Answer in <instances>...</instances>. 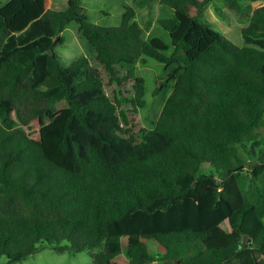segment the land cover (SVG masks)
Returning a JSON list of instances; mask_svg holds the SVG:
<instances>
[{
	"label": "trees",
	"instance_id": "obj_1",
	"mask_svg": "<svg viewBox=\"0 0 264 264\" xmlns=\"http://www.w3.org/2000/svg\"><path fill=\"white\" fill-rule=\"evenodd\" d=\"M213 1L159 0L172 11L157 20L169 43L144 37L129 8L106 27L80 0L0 7V258L46 243L91 251L92 264H264V2L215 6L246 19L237 46L202 20ZM70 23L99 67L84 56L62 66L54 49ZM146 58L166 74L153 95H168L135 131Z\"/></svg>",
	"mask_w": 264,
	"mask_h": 264
},
{
	"label": "rangeland",
	"instance_id": "obj_2",
	"mask_svg": "<svg viewBox=\"0 0 264 264\" xmlns=\"http://www.w3.org/2000/svg\"><path fill=\"white\" fill-rule=\"evenodd\" d=\"M9 0H0V7L5 5ZM51 10L62 11L67 7L68 0H51ZM159 0H80L87 20L97 26L116 27L121 24L122 14L125 8L132 9L135 13L134 21L142 29L144 37L151 33L155 37L162 38L169 43L167 33L157 24L160 18L172 16V11L167 6H161ZM264 2V0H262ZM215 6L225 10L224 0H214L203 14L202 20L212 24L213 30L225 38L229 39L237 46H242L240 28L246 23V19L238 20L230 12L229 20L223 19L215 11ZM226 11V10H225ZM63 44L57 45L54 53L59 57L63 67L78 57L84 56L89 59L90 63L99 67L95 61V52L88 45L84 38L78 35L77 25L70 23L62 33ZM145 64H137L135 67L136 77H141L145 81L148 93L145 96L146 106L143 109H137L136 113L128 114L130 124L135 131L139 129H149L152 123L156 121L165 98L168 95L166 87H163L156 95L153 91L158 87V83H164L166 74L163 71V65L147 59ZM128 66L121 68L124 73ZM101 69V68H100ZM101 71V77L104 83V92L111 99H114L116 86L108 83V76L104 70ZM157 84V85H156ZM132 82L126 83V88L122 90V97L133 95L131 89ZM122 110L130 109L129 105H123ZM0 122L3 123V116L0 110ZM264 223V219H262ZM125 243V240H124ZM151 249H155L151 242L146 243ZM157 253L156 251H154ZM155 253L153 255H155ZM123 257V254L120 255ZM91 251H82L78 253L57 252L52 246L42 243L38 251L26 259L11 264H92ZM0 264H8L6 257L0 258Z\"/></svg>",
	"mask_w": 264,
	"mask_h": 264
},
{
	"label": "crops",
	"instance_id": "obj_3",
	"mask_svg": "<svg viewBox=\"0 0 264 264\" xmlns=\"http://www.w3.org/2000/svg\"><path fill=\"white\" fill-rule=\"evenodd\" d=\"M158 3H159V1H158ZM213 3H214V1H213ZM51 5H52V1L51 0H49V8L51 7ZM160 5V4H159ZM225 8V7H224ZM224 10V9H223ZM225 11V10H224Z\"/></svg>",
	"mask_w": 264,
	"mask_h": 264
},
{
	"label": "water",
	"instance_id": "obj_4",
	"mask_svg": "<svg viewBox=\"0 0 264 264\" xmlns=\"http://www.w3.org/2000/svg\"><path fill=\"white\" fill-rule=\"evenodd\" d=\"M57 40H58V39H57ZM57 40H56V41H57ZM56 41L54 42V45L56 44Z\"/></svg>",
	"mask_w": 264,
	"mask_h": 264
}]
</instances>
